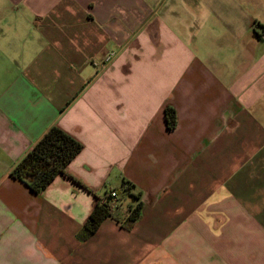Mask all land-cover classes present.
Masks as SVG:
<instances>
[{
  "label": "crops",
  "instance_id": "0c3cea01",
  "mask_svg": "<svg viewBox=\"0 0 264 264\" xmlns=\"http://www.w3.org/2000/svg\"><path fill=\"white\" fill-rule=\"evenodd\" d=\"M52 126L81 150L35 194ZM0 264H264V0H0Z\"/></svg>",
  "mask_w": 264,
  "mask_h": 264
},
{
  "label": "trees",
  "instance_id": "16d2710c",
  "mask_svg": "<svg viewBox=\"0 0 264 264\" xmlns=\"http://www.w3.org/2000/svg\"><path fill=\"white\" fill-rule=\"evenodd\" d=\"M165 126L168 130L176 127V114L171 106L163 109ZM81 150V144L57 126L50 127L31 147L29 151L12 167L10 177L22 183L35 194L42 192L58 174H62L66 165ZM133 186L122 182V196L129 198L133 204L128 207V214L121 222L125 229H130L141 216L142 203L140 193L132 191ZM108 199V196L106 197ZM105 199V200H106ZM98 201L76 238L84 241L91 237L100 223L111 216L109 204Z\"/></svg>",
  "mask_w": 264,
  "mask_h": 264
},
{
  "label": "built area",
  "instance_id": "2783aa9c",
  "mask_svg": "<svg viewBox=\"0 0 264 264\" xmlns=\"http://www.w3.org/2000/svg\"><path fill=\"white\" fill-rule=\"evenodd\" d=\"M106 59H108V58H106ZM107 196H108V199H106L105 201L109 204L111 212H112L114 209V202H116L118 199V191L110 190L108 192Z\"/></svg>",
  "mask_w": 264,
  "mask_h": 264
}]
</instances>
